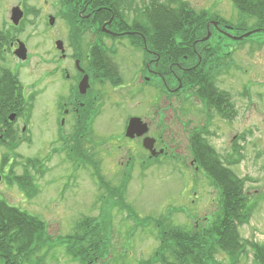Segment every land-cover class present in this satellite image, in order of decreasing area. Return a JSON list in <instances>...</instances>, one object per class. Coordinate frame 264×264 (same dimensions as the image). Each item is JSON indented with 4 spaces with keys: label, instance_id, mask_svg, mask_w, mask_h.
I'll use <instances>...</instances> for the list:
<instances>
[{
    "label": "rangeland",
    "instance_id": "1",
    "mask_svg": "<svg viewBox=\"0 0 264 264\" xmlns=\"http://www.w3.org/2000/svg\"><path fill=\"white\" fill-rule=\"evenodd\" d=\"M149 1L144 0V4ZM154 1L175 11L186 8L194 16L203 14L205 24L210 20L219 21L220 25L229 26L233 32L236 29L244 30L242 33L259 30L255 28V20L243 21L240 18L230 0ZM214 28L211 26L210 30ZM40 30L41 27H31L24 36L30 40L31 53L44 56L50 50V44L49 41L39 42ZM227 52L231 54L226 60L229 67L225 86L238 107L234 121L225 124L223 132L211 142L224 164H227L228 159L238 161L230 165V169L244 180L243 194L255 203L247 222L238 226L239 237L243 242L264 247V31L242 40L228 39ZM118 71L125 77L123 71ZM21 73L18 78L22 88H30L32 79L27 75L28 70H24V75ZM172 73H163L162 77L167 83L170 81L173 87L176 73ZM144 76L149 77V81L144 82V121L149 126L147 135L153 133L160 138L161 144L168 147L170 155L149 159L145 150L135 146L131 155L141 154L144 166L128 167L126 173L130 177L123 186L120 182L124 171L119 167L111 176L110 170L114 169L115 162H109L108 159L116 156L114 151L118 152L113 147L115 144L126 149V142L120 139L119 133L125 115L134 111L131 105L118 102L121 97H125L124 93L119 94L110 86L101 85V91L106 93L105 98L101 99L100 117L96 125L101 136L96 133L94 138L95 143L101 142L91 154L85 155L84 165L78 157L72 155V159L67 158L69 152L63 148H66L63 143L52 142L55 133L51 130L54 125L49 116L53 113L54 97H50L47 91L34 101L26 99V107L30 104L34 106L30 108L28 131H25L30 141L22 142L14 152L0 144V199L45 221L47 233L55 238L54 243L44 247L29 264H82V256L78 254L73 258L67 250L70 245L61 244L60 241L63 237L80 234L78 225L85 218H99L105 223L102 233L106 234L103 240L107 252L104 253V259L98 260L96 264H165L159 256L155 257L160 245L156 220H162L165 229L171 226L191 232L207 225L218 213L220 195L217 188L200 167L195 170L189 165L186 139L176 131L175 127L179 129V126L174 118H170L177 110L178 102L172 96L171 99L165 98L168 97L164 88L167 85L159 77H151L145 69ZM188 78L190 76L186 75L184 79ZM113 99L114 103L118 102L117 105L112 104ZM183 106L190 107L188 103ZM159 113L165 117L158 119ZM237 132L244 136V140L236 143L238 147L232 146L230 141ZM98 152L108 158L102 165H95ZM4 156H7L6 162ZM27 158L38 160L42 166L40 171H43L34 172L35 189L30 197L16 183L6 179L21 174ZM98 175L102 176L104 184L107 183L110 189L116 188L122 192V203H118L116 198H108L110 189L101 187ZM123 206L126 207L121 208ZM128 211L134 214L132 218H129ZM145 217H149L150 222L143 224L140 220ZM162 256V259L166 258V263L173 264L170 255L162 253ZM227 261L228 256L223 253L214 257L217 264H227ZM234 264L259 263L255 261L249 247H245V252L238 256Z\"/></svg>",
    "mask_w": 264,
    "mask_h": 264
},
{
    "label": "flooded vegetation",
    "instance_id": "2",
    "mask_svg": "<svg viewBox=\"0 0 264 264\" xmlns=\"http://www.w3.org/2000/svg\"><path fill=\"white\" fill-rule=\"evenodd\" d=\"M9 2L10 0H0V73L2 78L9 80L11 87H14L9 95L14 97V109L9 113L14 115V120L7 118V127L0 125V136L9 130L17 133L18 139L22 138V133L28 129V119L22 115L26 107L19 106V97H30V100L34 101L48 91L50 97H54L51 110L53 113L49 116L54 125L51 130L55 133L52 142L63 143L66 146L64 149L69 152L67 158L72 159V155L78 157L84 165L85 155L91 154L101 142L100 140L95 143L94 138L96 133L101 136V131L96 130L102 106L101 99L106 96V93L101 91V85H108L113 91L124 93L125 97H121L118 102L131 105L134 112L130 111L125 115L119 133L120 139L126 142V149L115 144L113 147L117 148L118 152L113 153L116 156H110L108 159L98 152L94 161L95 165H102L107 159L109 162L114 161V169L110 170V175L113 176L120 167V170L124 171L120 182L123 186L130 177L126 173L128 167L144 166L141 154L131 155L137 145L144 151V134L128 137L126 126L132 117L145 122L144 82L149 81V77L144 76L145 69L151 77H159L161 82L167 85L165 91L168 97L165 98L173 97V100L178 102L177 110L170 118H174L177 127L179 126V129L175 127L176 131L186 139L189 165L195 170L199 168V159L205 158L201 152L204 142L217 151L211 140L218 138L225 124L233 122L236 118L234 116L237 104L225 86L228 64L224 59L230 39L228 35L235 36L232 28L220 25L217 21L215 30H210V27L214 26L209 23L213 21L210 20L206 24L205 33L198 38L195 31L148 30L145 27L150 6H165L154 0L145 4L144 0ZM13 10H16L18 16L13 14ZM184 10L189 11L186 8ZM179 11L180 8L177 9L178 19ZM31 27H41L39 42L49 41L50 50L44 56L31 53L30 40L24 36ZM149 36L177 39L181 47L176 49L175 55L172 54L173 50H166V47L165 53L169 52L166 56L161 52L162 46L155 47L151 40L148 42ZM217 53L220 55H216ZM202 58L208 61H202ZM118 69L123 71L125 77L118 74ZM159 69L178 71L172 73H176V84L173 87L170 81H165ZM24 70H28L27 75L32 79L30 88H22L19 81L18 77ZM186 75L191 79L187 85L183 82ZM84 78L86 81L81 84ZM118 102L114 103L113 99L112 104L117 105ZM187 103L190 107L183 106ZM29 107L33 109L34 106L30 104ZM157 117L160 119L165 115L159 113ZM240 135L237 132L231 136L232 146H236ZM149 137L155 139V150H162V153L156 156H150L146 151L149 159L170 155L168 147L161 144L160 138L155 137L153 133H150ZM171 157L174 158L173 155Z\"/></svg>",
    "mask_w": 264,
    "mask_h": 264
},
{
    "label": "trees",
    "instance_id": "3",
    "mask_svg": "<svg viewBox=\"0 0 264 264\" xmlns=\"http://www.w3.org/2000/svg\"><path fill=\"white\" fill-rule=\"evenodd\" d=\"M230 1L243 21L253 19L257 24L255 28L259 29V32L264 31V0ZM177 14V11L163 5L150 6L147 14V27L145 28L148 30L176 29L195 31L197 38L202 33H205L206 24L202 16L203 14L194 16L188 10L182 8L179 11V19L177 18ZM236 31L237 34L241 35L244 30L236 29ZM147 40L148 42L151 40V44L155 47L162 46L161 48L163 49L161 52L164 53V49L167 47L166 50H173L172 54L175 55L176 49L181 47L177 39L173 38H154L149 36ZM166 54H169V52H166L164 55ZM216 55H220V53ZM203 56L205 57V54ZM205 60V58H202V61ZM160 71L164 74L176 72V70L172 71L168 69ZM183 82L187 85L190 79H183ZM8 83L9 80L3 79L0 73L1 127L2 125L7 127L9 123L7 119L8 114L14 109V97H9L14 87H11L10 83ZM19 98L18 104L23 107V104H25L24 97ZM22 140L17 138L16 133L10 132L9 130L0 136V144H4L11 152H14ZM201 152L205 155V158L202 160L199 159L198 165L210 177L214 186L217 188L220 195V209L214 216V219L207 225L197 227L191 232H184L171 226L165 229V227H162V220H156L155 223L160 232V245L155 253V257L159 256V259L165 264L168 263L164 261L166 258L162 259V253L170 255L173 258V264H217L214 262V257L218 253H223L228 256L227 264H234L238 256L245 252V247H249L255 261L259 264H264V247L253 242H243L238 234V226L247 222L255 204L243 194L242 183L244 180L238 178L230 169V165L238 161L228 159L227 164H224L221 161L220 155L207 142L202 144ZM195 153L194 150L193 154ZM6 159L7 156H4L3 160L5 162ZM3 164L4 162L2 166ZM23 167L24 170L21 174L13 175L12 178L8 176L6 179L16 183L24 191L26 196L30 197L34 194L35 189L33 174L34 172L42 173L43 171H40L42 166L38 160L27 158ZM98 179L102 188L106 190L110 189L107 183L104 184L101 175H98ZM107 195L111 200L116 198L115 200H118V203L119 201L122 203V192L120 190L110 189ZM125 207L123 206L121 208ZM127 213L129 218L134 216L131 211ZM140 222L143 224L144 222H150L149 217H145ZM104 224L99 218H85L78 225L82 234H74L67 238L63 237L60 243L70 245L67 247V250L73 258L80 254L82 256V264H96L98 260L104 259V253L107 252L103 240L106 234L104 235L102 233ZM54 239V237H51L47 233L45 221L35 215L29 214L27 211L13 207L5 200L0 199V264H29L44 247L53 244ZM140 264H144V262Z\"/></svg>",
    "mask_w": 264,
    "mask_h": 264
},
{
    "label": "water",
    "instance_id": "4",
    "mask_svg": "<svg viewBox=\"0 0 264 264\" xmlns=\"http://www.w3.org/2000/svg\"><path fill=\"white\" fill-rule=\"evenodd\" d=\"M13 14L16 15L17 12L16 10H13ZM18 16V14H17ZM214 26L217 25L216 22L212 21L211 22ZM254 31H257V30H253V31H249V32H246L240 36H232V35H228L230 38L232 39H235V40H240L242 38H245L247 36H249L252 32ZM209 34V32H208ZM83 81H86V78H84L82 81H81V84L83 83ZM14 119V115H10L9 116V120H13ZM148 131V126L146 123H142L138 118H135V117H132L129 119L128 121V124H127V127H126V135L128 137H133L134 135L136 136H141L143 134H146ZM153 144H154V139L153 138H150V137H144V140H143V146H144V149L148 150L150 152V155L154 156L157 154V152L154 150L153 148ZM162 152V150L160 151ZM0 181H1V176H0Z\"/></svg>",
    "mask_w": 264,
    "mask_h": 264
}]
</instances>
